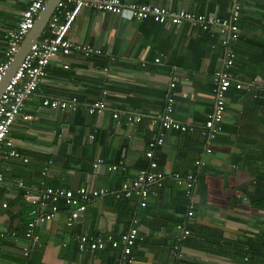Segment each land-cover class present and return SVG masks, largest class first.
<instances>
[{
  "label": "crops",
  "instance_id": "crops-1",
  "mask_svg": "<svg viewBox=\"0 0 264 264\" xmlns=\"http://www.w3.org/2000/svg\"><path fill=\"white\" fill-rule=\"evenodd\" d=\"M122 1L226 17L235 0ZM27 2L0 0V61L7 48L5 33L17 25ZM236 2L238 37L232 43L235 59L230 72L243 87L232 84L226 92L221 131L210 142L211 152L203 153L196 131L174 129L164 131L163 143L155 149L165 172L197 174L191 194L168 176L160 187L150 186L144 206L136 196H99L71 226L66 224L68 208L60 204L54 218L37 224V239L24 257L22 247L28 240L23 233L32 205L22 196L20 182L34 192L41 181L54 187L117 189L146 165L144 152L160 130L157 116L168 91L173 116L185 123L202 124L213 106L212 76L223 60V35L216 28L203 30L187 21L170 25L135 20L127 11H79L69 39L101 52L54 57L36 91L25 100L24 112L31 118L19 116L9 132L28 161L6 158L8 147L0 148V226L15 232L0 236V264H264V89L253 83L255 77L264 78V0ZM47 33L46 26L41 35ZM173 73L177 81L170 90ZM71 97L80 103L75 111L40 105L44 98ZM96 99L104 100L106 109L88 112L86 105ZM128 115L140 119L128 123ZM97 157L107 162L123 159L125 170L108 172L102 165L93 169ZM198 158L204 161L201 167L194 163ZM48 161V172L42 176ZM190 201V233L175 258L176 224L186 218ZM133 220L138 230L133 260L123 259L119 247L78 250L77 234L118 237Z\"/></svg>",
  "mask_w": 264,
  "mask_h": 264
},
{
  "label": "built area",
  "instance_id": "built-area-1",
  "mask_svg": "<svg viewBox=\"0 0 264 264\" xmlns=\"http://www.w3.org/2000/svg\"><path fill=\"white\" fill-rule=\"evenodd\" d=\"M47 0H28L26 7L22 10L20 18L15 27L8 29L5 33L7 48L4 52L3 59L0 61V81L3 79L14 55L18 51L19 45L28 31L33 27L35 18L42 9ZM69 4V6H67ZM83 7H89L97 11H106L114 14H120L127 11L135 20L149 18L159 23L177 25L187 21L193 25H197L203 30L214 27L220 34L221 44L223 45L222 65L218 68L213 76V106L207 114L202 124L195 126L176 119L173 116V98L172 93L168 91L165 97V104L161 113L157 116L160 124V130L156 137L148 141L145 156L150 159L147 167L140 169L132 178L123 180L119 188L111 190L106 187H90L78 186L75 188L53 187L43 185L39 191L34 192L30 187L24 186L21 182L20 187L24 189L25 199L32 205L30 211L31 219L27 222V228L23 235L28 242L22 247L24 257L29 255L33 243L37 239L35 227L38 223L46 222L55 217L60 209V204L68 208L66 224L71 226L77 222L81 213L85 210L87 204L93 199L112 194L117 198H130L136 196L139 205L144 206L150 191V186L160 187L162 180L167 174L158 168V163L154 158V149L157 145L163 143L164 131L166 129H174L181 132L196 131L203 143V153L211 152L210 142H212L221 131V123L226 107V92L233 84L236 88H242L243 84L234 81L230 72V67L234 63L235 51L233 42L238 37V16L239 5L236 0L226 17H218L211 13H195L185 9H171L165 6L141 3H126L122 0H60L55 11L50 16L47 28L48 33L41 35L36 42H33L27 54L20 62L14 73L10 76L2 93L0 94V148L2 145L8 147L5 157L19 158L23 162H27L28 158L22 156L14 147L9 132L15 120L21 116L22 119L28 120L31 116L24 112L25 100L29 98L37 89L39 82L46 74V68L50 61L57 55L68 56L73 51H79L84 54L100 53L101 50L89 44L75 43L68 37V31L71 24L75 20L79 11ZM158 61V58L155 59ZM64 67L68 65L64 63ZM106 69V68H105ZM254 85L264 89V78L253 79ZM177 81L176 75L170 76L168 88L170 90L175 86ZM79 102L75 97L69 99L44 98L41 101L42 107L60 110H77ZM87 110L90 113H99L106 109V103L102 99H96L89 102ZM117 117V114H113ZM140 116L128 115L126 120L131 123L132 120L138 121ZM50 163V161H48ZM197 167L204 165L202 158L194 161ZM104 166L108 172L123 171L125 169L124 160L117 162H105L102 157H97L92 162L93 169ZM48 164H44L41 169V175L48 172ZM177 184L183 185L186 195H189L196 174L187 172L181 174L179 172L169 173ZM43 184V182H41ZM3 185V174L0 173V187ZM186 211V215H193V204ZM6 207V203H2ZM135 223L136 220H133ZM175 244L173 245V255L175 258L180 256V242L189 234V229L179 223L176 225ZM138 230L134 225L129 226L127 230L122 232L118 237H114L111 233L104 235L79 233L76 235L77 248L79 251H93L95 249H103L106 246L112 248L119 247L121 249V257L127 261L134 258L132 248L135 245ZM15 235L13 230L0 226V236Z\"/></svg>",
  "mask_w": 264,
  "mask_h": 264
},
{
  "label": "water",
  "instance_id": "water-1",
  "mask_svg": "<svg viewBox=\"0 0 264 264\" xmlns=\"http://www.w3.org/2000/svg\"><path fill=\"white\" fill-rule=\"evenodd\" d=\"M60 0H47L42 9L39 11L38 15L35 18L33 27L28 31L26 36L20 43L18 51L14 55L3 79L0 81V94L2 93L5 85L7 84L10 76L14 73L20 62L23 60L27 54L30 45L33 42H36L41 34L43 33L48 20L52 13L55 11L56 5Z\"/></svg>",
  "mask_w": 264,
  "mask_h": 264
},
{
  "label": "trees",
  "instance_id": "trees-1",
  "mask_svg": "<svg viewBox=\"0 0 264 264\" xmlns=\"http://www.w3.org/2000/svg\"><path fill=\"white\" fill-rule=\"evenodd\" d=\"M147 144H148V142H147ZM161 145V144H160ZM157 146H159V145H157ZM156 146V147H157ZM156 147H155V149H156ZM155 149H154V158H155ZM146 151V150H145ZM144 156H145V152H144ZM145 159H146V165L144 166V167H141V168H139L138 170H137V172L140 170V169H142V168H145V167H147L148 165H149V163H150V159L147 157V156H145L144 157ZM104 159V158H103ZM156 159V158H155ZM95 160V159H94ZM93 160V161H94ZM118 160H120V159H118ZM118 160H116L115 162H117ZM121 160H123V159H121ZM104 161L105 162H107L105 159H104ZM157 161V160H156ZM110 163V162H109ZM112 163H114V162H112ZM157 163H158V161H157ZM47 164H49V162H47ZM49 166V165H48ZM158 168L160 169V167H159V164H158ZM125 170V169H124ZM160 170H162V169H160ZM163 172H165L164 170H162ZM136 172V173H137ZM136 173H135V175H136ZM166 174H167V176H165V177H168V174L169 173H167V172H165ZM172 173V172H171ZM134 175V176H135ZM42 176H45V175H42ZM134 176H132V177H134ZM196 176H197V174H196ZM131 177V178H132ZM164 177V178H165ZM44 178V177H43ZM196 180V179H195ZM41 182H43V181H41ZM41 182L39 183L40 184V187H39V189L41 188V187H43V185H46L44 182H43V184H41ZM195 183V182H194ZM47 186H49V185H47ZM54 187V186H53ZM193 188H194V185H193ZM193 188H192V190H191V192L193 191ZM191 192H190V194H191ZM21 194H22V196H24V189H21ZM189 194V195H190ZM114 196V195H113ZM115 197V196H114ZM117 198V197H116ZM122 198V197H121ZM193 203V202H192ZM186 218H183L180 222H178L177 224H179V223H183V225H185V227H187L188 229H189V227H188V224H187V220H188V218H189V216H185ZM136 223V222H135ZM135 223L133 222V224L132 225H134L135 226ZM176 224V225H177ZM131 226V225H130ZM136 227V226H135ZM129 228V227H128ZM127 228V229H128ZM126 229V230H127ZM189 233H190V230H189ZM189 235V234H188ZM188 235H186L185 237H187ZM184 237V238H185ZM137 238H138V234H137ZM137 238H136V240H137ZM175 241H176V238H175V236H174V244H175ZM184 241V239L180 242V245L182 244V242ZM134 247V246H133ZM133 249V248H132ZM133 252V251H132Z\"/></svg>",
  "mask_w": 264,
  "mask_h": 264
}]
</instances>
